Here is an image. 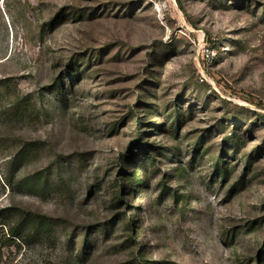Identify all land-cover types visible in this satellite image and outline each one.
Listing matches in <instances>:
<instances>
[{
	"label": "rangeland",
	"instance_id": "obj_1",
	"mask_svg": "<svg viewBox=\"0 0 264 264\" xmlns=\"http://www.w3.org/2000/svg\"><path fill=\"white\" fill-rule=\"evenodd\" d=\"M13 206L0 264H264V0H0Z\"/></svg>",
	"mask_w": 264,
	"mask_h": 264
},
{
	"label": "trees",
	"instance_id": "obj_2",
	"mask_svg": "<svg viewBox=\"0 0 264 264\" xmlns=\"http://www.w3.org/2000/svg\"><path fill=\"white\" fill-rule=\"evenodd\" d=\"M27 156L28 153L23 151L14 159H25ZM13 164L16 165V161ZM18 184L22 189H30L43 193L52 188L49 179L44 177L42 173L22 179ZM1 226H12V236L19 240L27 236L40 238L49 234L53 228L49 218L23 210L16 206L0 210V227Z\"/></svg>",
	"mask_w": 264,
	"mask_h": 264
},
{
	"label": "built area",
	"instance_id": "obj_3",
	"mask_svg": "<svg viewBox=\"0 0 264 264\" xmlns=\"http://www.w3.org/2000/svg\"><path fill=\"white\" fill-rule=\"evenodd\" d=\"M203 57L210 59L212 56V52L209 48H205L202 52Z\"/></svg>",
	"mask_w": 264,
	"mask_h": 264
}]
</instances>
